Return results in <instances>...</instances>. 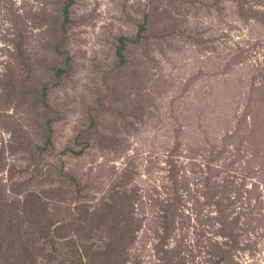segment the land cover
<instances>
[{
  "label": "rangeland",
  "instance_id": "374dc122",
  "mask_svg": "<svg viewBox=\"0 0 264 264\" xmlns=\"http://www.w3.org/2000/svg\"><path fill=\"white\" fill-rule=\"evenodd\" d=\"M0 264H264V0H0Z\"/></svg>",
  "mask_w": 264,
  "mask_h": 264
}]
</instances>
